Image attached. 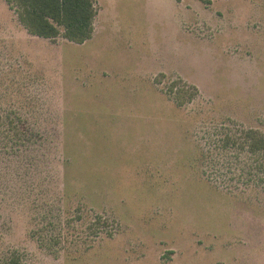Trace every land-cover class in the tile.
I'll use <instances>...</instances> for the list:
<instances>
[{"label": "rangeland", "instance_id": "rangeland-1", "mask_svg": "<svg viewBox=\"0 0 264 264\" xmlns=\"http://www.w3.org/2000/svg\"><path fill=\"white\" fill-rule=\"evenodd\" d=\"M95 5L77 43L0 0V262L264 264V0Z\"/></svg>", "mask_w": 264, "mask_h": 264}, {"label": "trees", "instance_id": "trees-1", "mask_svg": "<svg viewBox=\"0 0 264 264\" xmlns=\"http://www.w3.org/2000/svg\"><path fill=\"white\" fill-rule=\"evenodd\" d=\"M16 12L20 23L33 35L66 39L83 43L94 33L97 15L95 0H6ZM242 146L251 155L263 154L264 134L257 129L243 130ZM261 164V163H260ZM258 165L264 171V165ZM257 165V164H256ZM10 258L0 264H16Z\"/></svg>", "mask_w": 264, "mask_h": 264}, {"label": "crops", "instance_id": "crops-1", "mask_svg": "<svg viewBox=\"0 0 264 264\" xmlns=\"http://www.w3.org/2000/svg\"><path fill=\"white\" fill-rule=\"evenodd\" d=\"M96 18V17H95ZM94 30H95V19H94Z\"/></svg>", "mask_w": 264, "mask_h": 264}]
</instances>
